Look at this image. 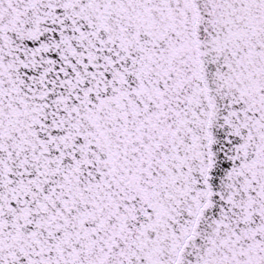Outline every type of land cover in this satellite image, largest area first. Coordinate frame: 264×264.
<instances>
[{"label": "snow or ice", "instance_id": "6c2138e0", "mask_svg": "<svg viewBox=\"0 0 264 264\" xmlns=\"http://www.w3.org/2000/svg\"><path fill=\"white\" fill-rule=\"evenodd\" d=\"M0 264H264V0H0Z\"/></svg>", "mask_w": 264, "mask_h": 264}]
</instances>
